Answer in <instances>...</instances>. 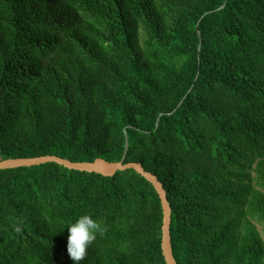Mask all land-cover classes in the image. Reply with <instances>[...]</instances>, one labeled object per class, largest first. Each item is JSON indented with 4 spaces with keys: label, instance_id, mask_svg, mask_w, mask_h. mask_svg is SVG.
Masks as SVG:
<instances>
[{
    "label": "trees",
    "instance_id": "1",
    "mask_svg": "<svg viewBox=\"0 0 264 264\" xmlns=\"http://www.w3.org/2000/svg\"><path fill=\"white\" fill-rule=\"evenodd\" d=\"M138 162L177 264H264V0H0V160ZM167 264L134 169H0V264ZM19 228L20 231L16 229Z\"/></svg>",
    "mask_w": 264,
    "mask_h": 264
},
{
    "label": "water",
    "instance_id": "2",
    "mask_svg": "<svg viewBox=\"0 0 264 264\" xmlns=\"http://www.w3.org/2000/svg\"><path fill=\"white\" fill-rule=\"evenodd\" d=\"M48 162H56L69 169H75L86 172H95L104 176H114L118 171L134 169L138 174L145 177L157 191L163 207V225H162V250L167 264H177L174 260L171 249V205L167 198V192L157 176L144 169L138 162H107L104 159H96L94 162H72L68 159L55 155H43L38 157L13 158L0 160V169L17 168L24 166L40 165Z\"/></svg>",
    "mask_w": 264,
    "mask_h": 264
},
{
    "label": "clouds",
    "instance_id": "3",
    "mask_svg": "<svg viewBox=\"0 0 264 264\" xmlns=\"http://www.w3.org/2000/svg\"><path fill=\"white\" fill-rule=\"evenodd\" d=\"M68 226V253L75 264H81L94 244L98 235H102V223L92 214H81L74 221L63 222L62 229ZM20 231L19 228L16 229Z\"/></svg>",
    "mask_w": 264,
    "mask_h": 264
},
{
    "label": "rangeland",
    "instance_id": "4",
    "mask_svg": "<svg viewBox=\"0 0 264 264\" xmlns=\"http://www.w3.org/2000/svg\"><path fill=\"white\" fill-rule=\"evenodd\" d=\"M258 228L260 229V231H261V233H262V235L264 237V228H263V226L262 225H258Z\"/></svg>",
    "mask_w": 264,
    "mask_h": 264
}]
</instances>
